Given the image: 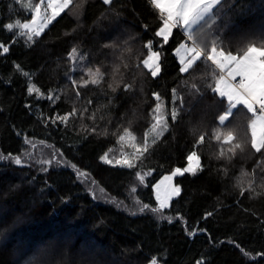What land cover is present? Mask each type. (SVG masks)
Listing matches in <instances>:
<instances>
[{
  "label": "trees",
  "instance_id": "obj_1",
  "mask_svg": "<svg viewBox=\"0 0 264 264\" xmlns=\"http://www.w3.org/2000/svg\"><path fill=\"white\" fill-rule=\"evenodd\" d=\"M38 2L0 0L8 48L0 47V264H264V155L251 148L252 115L242 106L220 125L228 103L209 87L215 66L180 71L175 50L187 36L181 28L166 43L156 36L162 18L150 0H73L31 41L6 28L30 19ZM213 29L225 50L264 46V0H224ZM148 42L160 53L155 77L142 63ZM88 67L103 79L77 86V97L69 77L79 81ZM157 103L168 123L158 138L149 131ZM229 131L235 138L224 143ZM193 151L195 174L175 175L180 192L151 211L160 207L154 184L187 168ZM105 153L131 155L136 166L106 163ZM44 159L52 163H37Z\"/></svg>",
  "mask_w": 264,
  "mask_h": 264
},
{
  "label": "snow or ice",
  "instance_id": "obj_2",
  "mask_svg": "<svg viewBox=\"0 0 264 264\" xmlns=\"http://www.w3.org/2000/svg\"><path fill=\"white\" fill-rule=\"evenodd\" d=\"M73 0H39L31 7L30 19L27 22L16 21L15 24L9 23L6 25L8 30H19L20 36H27V39L31 41L34 36H40L41 33L47 28V26L60 16L62 12L65 11L71 5ZM152 6L158 9L159 14L162 18V26L156 32V36L162 37L163 41L166 43L169 36L174 28H181L187 33V39L192 41L191 46L188 44H181L177 49L176 53L180 56V63L182 65L180 71L182 73L189 72L193 69L198 62H211L216 69H219V73L214 77V86L209 85L211 91L218 94L221 98H226L228 101L227 107L222 115H219L220 125H224L225 121L233 115V109L237 105H243L249 113L252 114V119L249 122V128L251 130V148L255 150L256 153H261L264 155V47H256L255 45H249L246 49L242 50L239 54H233L230 50H225L223 42L219 40L218 36L214 35L213 25L216 24L217 19L220 18L223 7L224 0H150ZM104 4H111L112 0H103ZM42 6H45L42 11ZM50 10V14H49ZM0 47H3L0 45ZM107 47V45H106ZM149 51V55L146 59L142 61L144 67L151 70V75L153 77L157 76L160 71L158 64L159 51L153 50V45L151 42L145 45ZM3 51L8 52L7 47H3ZM77 49L73 48L72 53H76ZM84 59L83 56L79 57ZM155 58V59H154ZM75 59V57H74ZM150 61L152 63L150 64ZM27 75V74H25ZM84 75H87L89 79H85ZM84 75L80 77L77 81L69 77L72 86L76 89V96H80L79 87H87L89 84L98 85L103 79V73L100 68L88 67L84 70ZM237 77L239 80L237 81ZM79 86V87H77ZM109 87H112L109 85ZM125 89H129L131 85H124ZM193 89L196 90L193 95L199 92L196 85H192ZM35 86L28 88L29 93H32ZM39 91V89H35ZM115 91V89H113ZM175 92V90H173ZM156 95L157 101L161 98L158 94ZM51 99V97H49ZM59 97H57L58 99ZM91 103V101H89ZM223 104V99L221 100ZM182 107V103H181ZM161 104L157 103L153 109V120L149 131L156 132V137L162 136L164 131H167L168 123L167 119L163 114L160 113ZM86 111V109H85ZM76 109L70 115H75ZM179 112L178 109L173 107L169 113L171 119L175 121L177 119ZM62 121H67V116L60 117ZM53 123L55 121L53 120ZM160 128V131H156ZM95 131V129H93ZM124 133L131 135L127 128L124 129ZM215 139H221V133L217 130L215 133ZM148 132H145L143 140V152L148 150ZM235 137L231 131L227 132L224 137V143H231ZM120 140H124V135L119 137ZM135 140L136 137L132 136ZM204 136L201 135L199 142H203ZM26 143H31L26 139ZM155 140L153 141V143ZM44 142L41 141V144ZM52 147L51 145H47ZM32 147H36L32 144ZM136 148L139 152L141 145L137 144ZM234 148L240 149V144H235ZM229 151L233 152L234 149L230 148ZM143 152H139L143 155ZM55 155V152L53 153ZM193 158L199 161V156L193 151L188 157L189 166L184 169L177 168L173 175H183L184 172H192L195 174L197 168H193L191 162ZM106 163H111L108 159V154L105 153L101 157ZM14 162L17 165L22 164V160L19 156L14 157ZM37 163L40 164H51L52 161L48 159L38 160ZM59 163V161H57ZM116 163L120 164L122 167L134 168L136 165L130 162L128 159L117 160ZM74 167V166H73ZM197 167L199 165L197 164ZM46 170V169H43ZM139 178L140 182H143L144 177L139 173H135ZM243 175H248L243 173ZM170 179V177H165V180ZM163 183V181L161 182ZM157 196L156 199L160 201L159 208H153L151 211H160L166 207L165 200L170 198V194L165 189L163 194V199L160 192V185H156ZM135 191V189H133ZM172 192L178 194L179 188L172 189ZM243 194V192L241 193ZM149 209L148 204H144L140 209L141 212ZM152 264H156L153 260Z\"/></svg>",
  "mask_w": 264,
  "mask_h": 264
},
{
  "label": "rangeland",
  "instance_id": "obj_3",
  "mask_svg": "<svg viewBox=\"0 0 264 264\" xmlns=\"http://www.w3.org/2000/svg\"><path fill=\"white\" fill-rule=\"evenodd\" d=\"M45 6H42V11H43V8H44ZM49 14H50V10H49ZM27 22V21H26ZM183 31V30H182ZM185 34H186V36H187V33L186 32H184ZM183 44H188L189 46H191V43H192V41H189L188 39H185L183 42H182ZM181 43V44H182ZM180 44V45H181ZM179 45V46H180ZM252 45H255L256 47H264V46H259V45H256V44H252ZM178 46V47H179ZM177 47V48H178ZM176 48V49H177ZM175 52H176V50H175ZM242 52V51H241ZM232 53L233 54H239L240 53V51H236V52H234V51H232ZM149 55V54H148ZM147 55V56H148ZM176 55H177V53H176ZM177 57H178V60H179V62H180V56L179 55H177ZM147 58V57H146ZM145 58V59H146ZM155 59V58H154ZM158 60H159V58H158ZM158 62V61H157ZM152 63V61H150V64ZM182 66V65H181ZM217 74L219 73V69H217ZM237 80H239V77H237ZM226 99V98H225ZM227 100V99H226ZM227 103H228V101H227ZM239 106H242L243 108H244V106L243 105H237V107H239ZM246 111H247V109L246 108H244ZM234 110V109H233ZM248 112V111H247ZM251 114V113H250ZM252 115V114H251ZM253 117H250V120L252 119ZM250 122V121H249ZM250 129V128H249ZM250 131V133H251V130H249ZM116 156H117V154H116ZM108 159L111 161V163L112 164H114V165H120V164H118V163H116V161L117 160H123V159H128L130 162H131V155H128V154H123L120 158H117V157H114L113 155H110V156H108ZM191 164H192V167L193 168H197V164L199 165V161L197 162V160L195 159V158H193V161L191 162ZM121 166V165H120ZM189 166V165H188ZM176 170V169H175ZM175 170H173L172 172H170V173H166V174H164L155 184H154V186H153V190H154V196H155V198H156V196H157V188H156V185H160V192H161V196H162V199H163V194H164V191H165V189H167V191L169 192V194H170V198L169 199H167V200H165V203H166V205L168 206L169 205V203H170V200L172 199V198H174V197H176L178 194H176V193H174V192H172V189H174V188H179V192H180V187L178 186V185H176L175 183H174V176L175 175H173V173L175 172ZM165 177H170V179H168V180H165ZM163 181V183H161ZM157 200V199H156ZM157 202H158V205L160 206V201H158L157 200ZM166 206V207H167ZM153 260H155L156 261V264H161L158 260H156L155 258H152L147 264H152V261Z\"/></svg>",
  "mask_w": 264,
  "mask_h": 264
},
{
  "label": "built area",
  "instance_id": "obj_4",
  "mask_svg": "<svg viewBox=\"0 0 264 264\" xmlns=\"http://www.w3.org/2000/svg\"><path fill=\"white\" fill-rule=\"evenodd\" d=\"M238 81V80H237Z\"/></svg>",
  "mask_w": 264,
  "mask_h": 264
}]
</instances>
